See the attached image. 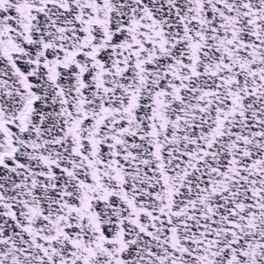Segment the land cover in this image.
Segmentation results:
<instances>
[{"label":"snow or ice","instance_id":"obj_1","mask_svg":"<svg viewBox=\"0 0 264 264\" xmlns=\"http://www.w3.org/2000/svg\"><path fill=\"white\" fill-rule=\"evenodd\" d=\"M0 264H264V0H0Z\"/></svg>","mask_w":264,"mask_h":264}]
</instances>
